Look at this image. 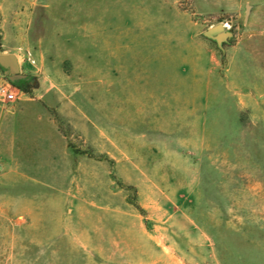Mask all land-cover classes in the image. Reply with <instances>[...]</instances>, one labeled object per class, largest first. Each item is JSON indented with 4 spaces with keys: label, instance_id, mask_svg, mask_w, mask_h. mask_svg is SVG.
Instances as JSON below:
<instances>
[{
    "label": "rangeland",
    "instance_id": "obj_1",
    "mask_svg": "<svg viewBox=\"0 0 264 264\" xmlns=\"http://www.w3.org/2000/svg\"><path fill=\"white\" fill-rule=\"evenodd\" d=\"M2 55L0 264H264V0H0Z\"/></svg>",
    "mask_w": 264,
    "mask_h": 264
},
{
    "label": "water",
    "instance_id": "obj_2",
    "mask_svg": "<svg viewBox=\"0 0 264 264\" xmlns=\"http://www.w3.org/2000/svg\"><path fill=\"white\" fill-rule=\"evenodd\" d=\"M204 36L215 40L218 47L224 51V44L229 43L234 34L227 30L226 25L219 24L204 32ZM0 66L4 70L5 76L14 84H18L20 81L28 79L27 75L21 73L19 61L15 55L0 56Z\"/></svg>",
    "mask_w": 264,
    "mask_h": 264
},
{
    "label": "built area",
    "instance_id": "obj_3",
    "mask_svg": "<svg viewBox=\"0 0 264 264\" xmlns=\"http://www.w3.org/2000/svg\"><path fill=\"white\" fill-rule=\"evenodd\" d=\"M19 94H23L22 90L9 82L0 86V102L2 103H8L15 100ZM2 172L3 168L0 165V176Z\"/></svg>",
    "mask_w": 264,
    "mask_h": 264
},
{
    "label": "trees",
    "instance_id": "obj_4",
    "mask_svg": "<svg viewBox=\"0 0 264 264\" xmlns=\"http://www.w3.org/2000/svg\"><path fill=\"white\" fill-rule=\"evenodd\" d=\"M21 88H23L25 91H27V87L26 86H21ZM28 92V91H27ZM69 149L75 153V154H78V155H84V156H87L91 159H95V156L93 153L89 152V151H83L79 148H76L71 141H69V145H68ZM138 209L142 212V213H145L144 210L142 208H140V206H138Z\"/></svg>",
    "mask_w": 264,
    "mask_h": 264
}]
</instances>
